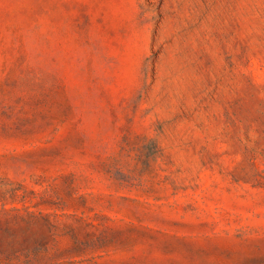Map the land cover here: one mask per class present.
Listing matches in <instances>:
<instances>
[{
    "label": "rangeland",
    "instance_id": "obj_1",
    "mask_svg": "<svg viewBox=\"0 0 264 264\" xmlns=\"http://www.w3.org/2000/svg\"><path fill=\"white\" fill-rule=\"evenodd\" d=\"M0 264H264V0H0Z\"/></svg>",
    "mask_w": 264,
    "mask_h": 264
},
{
    "label": "trees",
    "instance_id": "obj_2",
    "mask_svg": "<svg viewBox=\"0 0 264 264\" xmlns=\"http://www.w3.org/2000/svg\"><path fill=\"white\" fill-rule=\"evenodd\" d=\"M8 234V231L5 229L3 230L0 227V257L1 255L4 256H12L15 259H31V256L39 257L40 251L39 250H31V249H20L18 247V244H20V241L16 242L15 240H12L11 242H6L4 240V235Z\"/></svg>",
    "mask_w": 264,
    "mask_h": 264
}]
</instances>
